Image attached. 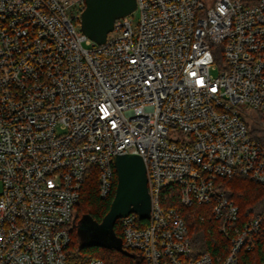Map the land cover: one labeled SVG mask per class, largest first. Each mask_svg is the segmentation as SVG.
I'll list each match as a JSON object with an SVG mask.
<instances>
[{
    "label": "built area",
    "instance_id": "1",
    "mask_svg": "<svg viewBox=\"0 0 264 264\" xmlns=\"http://www.w3.org/2000/svg\"><path fill=\"white\" fill-rule=\"evenodd\" d=\"M136 3L138 24L117 20L98 45L81 31L85 0H0V264H69L88 170L106 198L127 154L151 197L149 219L118 220L138 264H239L264 238V211L241 225L217 184L264 187V0ZM172 186L183 206H210L226 257L195 255Z\"/></svg>",
    "mask_w": 264,
    "mask_h": 264
},
{
    "label": "trees",
    "instance_id": "2",
    "mask_svg": "<svg viewBox=\"0 0 264 264\" xmlns=\"http://www.w3.org/2000/svg\"><path fill=\"white\" fill-rule=\"evenodd\" d=\"M218 186L225 191L240 208V224L244 225L264 211V187L242 176L219 180ZM117 188V174L114 169L112 192L106 198L100 194L99 170L90 168L86 174L81 197L74 208L72 222L68 225L70 243L66 249L69 264H88L92 259H101L104 264H138L137 254L124 249L85 245L79 235L78 226L84 217L101 223L108 214ZM167 206L176 209L187 224L191 244L196 256L211 255L215 260L228 255L230 238L220 232V222L211 215L210 206L194 204L185 207L180 202L179 188L172 186L166 191ZM115 235L122 241L123 229L117 221ZM108 250V251H107ZM239 264H264V238L258 240L251 251L238 254Z\"/></svg>",
    "mask_w": 264,
    "mask_h": 264
},
{
    "label": "water",
    "instance_id": "3",
    "mask_svg": "<svg viewBox=\"0 0 264 264\" xmlns=\"http://www.w3.org/2000/svg\"><path fill=\"white\" fill-rule=\"evenodd\" d=\"M85 3L81 31L98 45L106 42L117 20L132 15L137 9L136 0H85ZM114 167L117 188L110 211L101 223L90 218L87 226L90 242L84 244L124 251L122 241L115 235V225L119 219L131 214H137L142 220L149 219L151 197L148 190L147 168L140 156L117 155Z\"/></svg>",
    "mask_w": 264,
    "mask_h": 264
},
{
    "label": "rangeland",
    "instance_id": "4",
    "mask_svg": "<svg viewBox=\"0 0 264 264\" xmlns=\"http://www.w3.org/2000/svg\"><path fill=\"white\" fill-rule=\"evenodd\" d=\"M130 19L133 23V26H136L139 22V19H140V14L138 12H135L133 13L131 16H130ZM85 47H89L88 45L84 44ZM219 71H220V68L218 65H213L212 66V69H211V75L213 77H217L218 74H219ZM1 183H0V193H1ZM90 222V218L88 217H84L81 219L80 221V224L78 226V235L81 239V241L83 243H89L90 242V239H89V236H88V232H87V226H88V223ZM108 251V250H107Z\"/></svg>",
    "mask_w": 264,
    "mask_h": 264
}]
</instances>
